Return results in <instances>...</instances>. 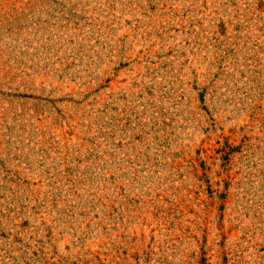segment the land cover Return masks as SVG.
Instances as JSON below:
<instances>
[{"label": "rangeland", "instance_id": "rangeland-1", "mask_svg": "<svg viewBox=\"0 0 264 264\" xmlns=\"http://www.w3.org/2000/svg\"><path fill=\"white\" fill-rule=\"evenodd\" d=\"M0 264H264V0H0Z\"/></svg>", "mask_w": 264, "mask_h": 264}]
</instances>
